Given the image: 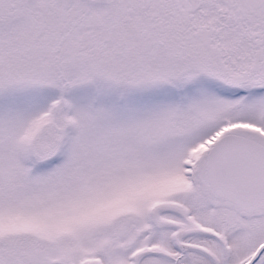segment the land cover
I'll return each mask as SVG.
<instances>
[{"label": "snow or ice", "instance_id": "6c2138e0", "mask_svg": "<svg viewBox=\"0 0 264 264\" xmlns=\"http://www.w3.org/2000/svg\"><path fill=\"white\" fill-rule=\"evenodd\" d=\"M0 264H264V0H0Z\"/></svg>", "mask_w": 264, "mask_h": 264}]
</instances>
